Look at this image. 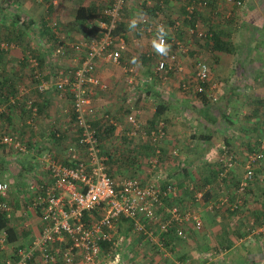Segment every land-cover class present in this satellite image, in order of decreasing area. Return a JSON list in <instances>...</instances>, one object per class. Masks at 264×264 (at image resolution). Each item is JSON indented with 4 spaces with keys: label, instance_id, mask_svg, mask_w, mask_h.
Returning <instances> with one entry per match:
<instances>
[{
    "label": "crops",
    "instance_id": "crops-1",
    "mask_svg": "<svg viewBox=\"0 0 264 264\" xmlns=\"http://www.w3.org/2000/svg\"><path fill=\"white\" fill-rule=\"evenodd\" d=\"M8 1L10 3H8L9 7L13 6L16 9V14L18 13L22 17V13L24 12V6L22 5L26 1ZM53 1H57L58 3L55 5ZM161 1H126L122 10L119 29L127 38L131 36L133 42L129 45L127 43V49L122 52L121 64H113L104 59L98 62V73L101 75L104 83L107 84V90H96L93 94V103L98 108L107 109L117 120L115 131L117 134L121 132L122 137L120 138L124 140V145L126 141L127 144H130L136 139L128 135L130 126L126 117L131 112L132 107L129 104V100L132 99L131 103L138 110V118L143 125L144 123L146 124L144 125L145 127L152 126L156 109L162 103L166 107V110L161 119L165 120L167 124V137L161 147L163 153L162 162L164 163L166 173L164 179L167 176L177 182L179 188L178 199L180 202L186 206L188 205L187 200L190 199L189 196L194 195L193 191H191L192 186L201 188L206 185H212L213 188L212 182L214 181L220 186V193L214 197L215 192L212 189V192L207 193L206 199L208 201L211 200L212 202L218 203L222 196L229 197L231 202L240 200V206L237 210H232L226 204L220 206L212 213L207 209L205 204L198 203L193 199L194 197L192 198L194 201L188 207L197 209L205 226L201 229L202 231L195 230L191 231V233L197 231L204 232L203 238L207 242L213 241L211 247L215 250L208 252L209 254H207L202 264H264V184L262 182L264 181V165L262 167L264 160L256 164V179L250 183L245 192L241 195H238L236 192L246 169L245 165V169L241 171V164H238V160L241 162L245 161L247 164L249 151L252 152L258 149L260 144L264 142V139L258 138L259 142L254 144L253 140L256 136L255 131L258 133V136L260 135L264 138V38L261 37L264 34V17H260V21H258L257 16H255L256 20L254 22L250 20L246 23L251 27L253 32L259 31L261 33L253 36L252 39H256L257 41H254V43L252 39L234 41L229 36L228 40L232 44L233 53L211 50V55L207 59L203 56H197L200 55V51H202L204 46L206 47V44L200 47L198 43H192L194 40L188 36L185 28H173L172 18L174 16L182 18L187 12L185 5L178 0H163L164 5L161 4ZM195 1H207L208 3L207 6L200 8L201 10L196 13V19L199 15L203 14L202 12L208 5L212 7V11L215 10L212 14H218L220 12L216 8V5L212 6V4H216L214 2L216 0ZM113 2L114 0H44L42 2L44 4L43 16L35 15V13L26 16V20H33L34 25L31 27L30 32L38 34L39 36L40 29L43 30L41 28L43 20L45 22L48 19H56L59 23L58 36L65 43L66 54L58 62L55 61V63L52 62L48 65L47 58L50 54V43L44 42V45L39 44V42L36 45L30 43L35 50L44 52V69L47 71L44 78L49 82V86L44 92V136L39 135L34 137V135H37V131H35L37 127L31 125V122L26 120L25 123H22L17 128L21 132L30 130L27 135L19 132L21 139L26 142V152H15L16 154L11 156L14 157L13 160L11 157H8V160L5 157H0L1 164H5V162H8L6 164L10 163L8 169L0 170V180H6L10 185L8 200L12 209L8 213V220L10 226L14 227L17 237L14 242L8 244L7 249L10 247H23L30 244L43 229L44 223L40 214L34 208L32 200L33 192L30 190V183L47 182L50 180L49 171L41 159L42 154H50L58 162L67 164L68 146L77 141V136L74 139L71 131H69L71 126L75 127L71 98L68 94L62 95L59 93L52 86V83L54 82L56 71L59 68L68 69L71 67L73 69L80 64L82 53L75 51L73 47L75 43H78L84 37L90 38L98 33V31L94 32L97 27L93 28V25H98V19L96 21L89 20L83 27L76 22L78 9L81 6H100L104 8ZM177 2L180 4V8L177 7ZM12 3L13 5H11ZM257 3V0H250L244 7H230L242 9L252 17L255 9L258 7ZM173 5H176V8ZM158 10L163 12L165 21L169 26L167 34L170 37L182 40L188 48L187 53H182L178 48L175 47V49H172L171 47L168 53L170 50H175V52L179 53V58L184 65L183 73H185V77L192 74L195 61L198 58H203L209 64L211 69L210 81L217 87L215 94L218 95V102L220 100L222 101L221 107L214 109V102L206 100L207 98L205 96H196L193 92L178 91L175 87L176 84L173 77L180 75L175 74L173 71L170 72V77L165 85H162L160 80L155 79V81L144 84L139 89L142 91V95L138 91L132 97L128 95L126 72L124 69L126 66L131 67L133 65L132 63L135 62L131 60L135 58L133 55H137L138 51L142 52L139 54V62H136V64L139 68L141 67L143 73H146L141 74L144 78L154 76L155 65L153 64L152 66L150 64L152 57H157L158 59L162 56L153 47V41L156 40V36L143 30L139 24L143 16L154 17ZM38 16H40L39 19H37ZM133 24H135L134 27H132ZM186 25L187 22L185 23V27ZM220 30L225 31L226 29L223 26L216 28V31ZM85 31L87 34H85ZM228 34L233 36L232 31ZM44 35H47L46 31H44ZM78 35L81 36L80 39H78ZM37 38L40 39L38 36ZM188 43L190 45H187ZM14 56L16 57V54ZM10 60L14 62L13 65L19 66L21 59L11 58ZM26 67L29 68L28 64ZM16 70H19L18 72L23 74L20 67ZM183 73L181 77H183ZM184 94H186L185 97H183ZM163 98L165 100H162ZM189 103H196L195 106L199 111L198 116L192 120L184 118V113L190 112L188 107L185 106L186 109L182 111L180 109L179 112L178 108L175 107L176 105H182V107L184 105L188 106L190 105ZM18 105V108H13L12 110L16 109L19 111L18 109L20 108L26 115H30L29 110L24 107L23 100L19 101ZM208 110L211 114H208ZM124 113L126 116L122 119ZM12 117L13 112L7 119L11 120ZM63 117L66 119H62ZM147 118H149V121L146 120ZM63 120L67 121L64 122ZM225 130H228L229 132L227 133L230 135L224 134L226 137L220 139L219 134ZM222 139L224 140L219 141ZM140 142L141 152L135 151L133 146H130V149L136 154L139 152L140 157L145 152L143 153L147 154L145 161H148L149 164L147 168L144 164L142 167H145L144 169L137 170V176L135 177L151 178L152 174L148 171L154 146L142 139H140ZM236 148L238 150L237 152L235 151ZM173 149H178V157L171 155ZM224 150H228L234 154L236 164L235 169L224 179L222 186L217 180L219 177L217 175L218 167L210 164V162H215L223 154ZM118 158V156L111 155L108 160V167L113 176H115L116 171L114 172V170L116 168L117 171L122 170V168L133 169L132 165L137 164L136 161L138 160V157L133 154L131 162L128 163L129 165H126L125 159L119 158L121 159L119 161L120 165H117L112 170V164L110 162L117 161ZM171 158L176 159L177 166L172 164V161H170ZM230 176L235 177L236 182L234 183V188L230 186L231 181L228 182ZM199 183H201V186H199ZM129 228L127 227L128 230ZM244 230H249L248 232L254 230L252 239L246 240L247 233ZM244 236L246 242L243 240ZM249 237L251 236L249 235ZM168 247L173 248L171 244H168ZM7 249L4 250L0 247V264L9 252ZM172 250H175V248ZM185 252L180 253L178 251L176 254H183L184 256L187 255L190 257L194 251L189 253L186 250ZM159 254L162 256L159 255L160 260L163 261L161 262L162 264H168V262L171 264V259L173 260L176 257L172 252L165 253L164 251H160ZM190 258L192 259L194 257L191 256ZM34 264H40V261L37 260Z\"/></svg>",
    "mask_w": 264,
    "mask_h": 264
},
{
    "label": "built area",
    "instance_id": "built-area-1",
    "mask_svg": "<svg viewBox=\"0 0 264 264\" xmlns=\"http://www.w3.org/2000/svg\"><path fill=\"white\" fill-rule=\"evenodd\" d=\"M44 2V0H36ZM127 0H114L102 9L97 20L98 33L82 38L73 46L76 52L82 53L80 64L73 69L59 68L56 71L52 86L62 95L68 94L72 101L74 125L77 129V141L68 146V163L58 162L50 154H42L43 164L49 171L50 180L30 183L33 192V205L44 223L41 233L30 244L20 247L8 246V232L0 229V247L9 251L1 264H124L126 247L132 241L131 235H139L157 245L160 251L171 252L166 242L169 239H186L191 231L201 230L204 221L197 209L180 202L179 188L175 180L165 178L162 162L163 142L167 137V124L160 119L151 127H145L138 118V110L131 104L127 114L130 126L128 135L139 137L150 145L154 151L150 157L149 171L151 178L113 176L109 167V156L102 149V134L107 127L117 126V120L107 109H99L93 103L95 91L107 90V84L98 73V62L106 60L121 64L122 52L127 49V38L123 32H117L122 10ZM186 7V14L175 17L173 28H185L190 38H199L205 44L211 36L209 31L200 28L196 13L207 6V1L178 0ZM225 6L244 7L250 0H220ZM56 5L58 2L53 1ZM163 4V0L161 1ZM47 26L55 34L50 46L48 65L55 63L66 54L64 41L58 36V21L48 19ZM187 25L185 27V23ZM140 27L150 32L156 39L161 27L166 32L165 42L172 49L182 53L188 48L182 40L167 34L169 26L163 12L156 11L154 17L143 16ZM44 45V43H43ZM46 46V45H45ZM16 48L14 43L0 40V50L9 51ZM31 75L36 79L38 91L44 93L49 82L45 80L44 67L38 57L31 51L24 53ZM128 95L133 96L144 84L160 80L165 85L170 72L180 76L179 89L205 96L211 102L218 100L216 85L210 81L211 69L203 59L195 61L192 74L185 77L184 65L179 53L170 50L156 60L154 76L144 78L132 67H125ZM183 73V77H181ZM5 105L0 106L3 112L6 105L16 106L23 100L31 113V121L38 116L39 109L34 96L29 90L18 86L15 96L10 95ZM138 138V139H139ZM139 139V140H140ZM0 143L17 153L26 152L27 146L17 135L3 133ZM171 155L179 156L178 149ZM233 153L224 150L217 158L220 174L218 182L223 186L224 179L234 169L236 161ZM264 160V142L258 149L249 152L246 169L236 190L241 195L250 183L256 179V164ZM212 185L201 188L193 187V199L206 205L214 213L220 206L228 204L232 210L239 209L240 200L231 202L229 197L222 196L219 202L206 199L212 192ZM10 185L0 180V216L7 214L12 207L8 200ZM128 223L131 235L121 232L122 225ZM121 232V233H120ZM254 230L250 233L253 234ZM251 236V235H250ZM249 237V236H248ZM107 245V246H106ZM172 245V244H171ZM170 246V245H169ZM174 264H198L192 259Z\"/></svg>",
    "mask_w": 264,
    "mask_h": 264
},
{
    "label": "rangeland",
    "instance_id": "rangeland-1",
    "mask_svg": "<svg viewBox=\"0 0 264 264\" xmlns=\"http://www.w3.org/2000/svg\"><path fill=\"white\" fill-rule=\"evenodd\" d=\"M10 1H13V0H10ZM25 1L26 2L23 3V5H22V6H24L23 7L24 12L22 13V15H23L22 17L25 20L27 18L26 16H28L29 14L35 13V15L37 14V15L43 16L44 4H42V2H37L36 0H32V1L25 0ZM257 1H258L257 4H258L259 8L257 7L254 11L253 16L250 17L246 11H244L242 9L232 8L230 6L227 7L223 3H221L219 0H216V1H214L216 4H212V6L216 5V8H218V10L220 12L218 14H212L215 10L212 11V7H210V5H208V7L206 9H204L203 12L201 11L203 14L199 15L197 18V20L199 21L200 28L204 31H214V30H216V28L223 26L226 29L225 31L227 33H231V31L233 32V36L230 34V37L233 38L234 41H246V39L247 40L252 39L253 36H257V33H259V34H261V33L259 31L253 32L251 27H249L246 23L250 20L254 22L256 20L255 16H257L258 21H260V17L261 18L264 17V0H257ZM8 3H9L8 0H0V27H2L3 24L8 23V21L12 20V18H14L15 14H16V12H15L16 9L13 6L9 7L10 3L9 4ZM11 5H13V3ZM176 5H177V7L180 8V4L178 2L176 3ZM176 5H173V7L176 8ZM39 17L40 16H38L37 19H39ZM170 17H172V16L170 15ZM174 18H175V16L172 18V20ZM218 21H221V22H218ZM252 32H253V35H252ZM39 34H40V36L38 34H33L32 32H30V30H28L26 33L25 42L26 43H32L33 45H36V43L38 44V42L41 45H43L44 42L50 43V45L53 44V40L50 39L48 37V35H44L43 30L40 29ZM5 35H6L5 32L0 34V38L4 39ZM37 36L40 37V39H38ZM77 37H78V39H80L81 36L78 35ZM261 37L264 38V34H262ZM186 38H188V37L186 36ZM192 40H194V42L192 41V43L196 42V43H198V46H200V47L206 44V43L203 44L201 39H199L197 37L193 38ZM252 41L254 43V41H257V40L252 39ZM132 42H133V40H131V36H129L127 38L128 45L131 44ZM187 45H190V43H188ZM13 49H15V50L12 52H7V54H5V58L8 59L7 61H9L11 58L22 59L21 58L23 56L22 51L18 48H13ZM40 49H42V48H40ZM137 53H138L137 55H133L135 58L131 59L132 61H135L132 63L133 65L131 67L134 68V70H136V71H138L140 69V71H138L139 75L146 74V73H143L141 67L139 68L136 64V62H139L138 61V58H140L139 54L142 52L138 51ZM15 54H16V57L14 56ZM210 55H211V49L209 47L204 46L202 51H200V55H197V56H199V57L203 56L204 58L208 59L210 57ZM6 59H4L5 62H6ZM156 60H157V57H154V58L152 57L150 64L152 66H153V64L155 65ZM133 66H135V67H133ZM16 68L19 69V66L17 65L14 68H11L10 65L7 64L6 68H5L6 74H8L10 76V78H15L17 80L18 86H22V87H25L26 89H28L31 96H34V99H35V102H37V105L38 104L43 105L44 104V94L39 95V93L37 92V89L35 88L36 85L34 83L35 81L31 75L29 68L28 67H24V68L20 67V70L23 72V74H21V73L19 75L17 74L15 77V75L12 73H14ZM69 69H71V67H69ZM186 73H188V72H186ZM173 78L175 79V84H176L175 87L178 89V91H180L179 86H178L180 79L177 78V76L173 77ZM138 92L141 93L142 91L138 90ZM141 95H142V93H141ZM185 96H186V94L183 95V97H185ZM162 100H165V99L163 98ZM191 100L193 101V99H191ZM189 104L190 105H188V106L184 105L182 107V105H179V106L176 105L175 107L178 108V112L180 111V109L182 111V110L186 109V107H188V109H190V112L184 113V118H186L188 120H192L193 118H196L198 116L199 111H198V108L195 106L196 103H194V104L189 103ZM213 104H214L213 106L215 107L214 109H217V107H221L222 101L220 100L218 102V100H217ZM24 107H26V109L28 110L27 105L25 103H24ZM69 108H70V105H69ZM99 109H101V108H99ZM18 110L19 111H17L15 109L13 111V117L11 120L7 119V117L4 119L0 117V136H2L3 133H9V134L17 135L20 137L21 134L19 132H21V131H19V129H17V128L20 127L22 125V123H25L26 120L30 121L31 122L30 124L35 125V127H37V129H38V130L35 129V131H37V135H34V137L39 136V135L44 136V108L41 111L39 110L38 116H36L34 121H31V116L28 115L29 116L28 117L24 112H22L20 110V108ZM124 116H126L125 113L122 115V119ZM138 117H139V113H138ZM62 119H66V118L63 117ZM148 119L149 118H147L146 120H148ZM63 121L66 122L67 120H63ZM140 122H141V120H140ZM225 122H227V120H225ZM123 123H125V122H123ZM221 123H222V121H221ZM30 124H26V125H30ZM144 125H146V124L144 123ZM219 126H222V125H219ZM146 128H147V126H146ZM73 129H74V131H73ZM29 131L30 130H25V131H22L21 133L24 135H27V134H29ZM69 131H71V134L73 135V138L75 139V136H77V130L75 129V127L71 126L69 128ZM227 132H229V131L225 130L224 132L219 134L220 139L222 137H226L225 135H230ZM254 133L256 134L255 139H253L254 144L256 142H259L258 138L264 139V138H262V136H260V135L258 136V133L256 131ZM120 137H122L121 132H120V134H117L116 131L113 133L108 132L107 134L106 133L102 134V139H101L102 140V149L109 157L111 155H114V156H118L119 158H124L126 165H129L128 163L131 162L133 154L136 155V157H138V160L136 161L137 164L132 165L133 169L122 168V170L117 171L116 166L120 165L119 161L121 160L119 158L117 161H111L110 163L112 164V170H113V168H116V170H114V172L116 171L115 177L124 178V177L137 176V170L140 171V170L144 169L145 167L146 168L148 167L149 162L145 161L147 154H143V153H145V152H143L141 154V157H140L139 152H138V154H136L133 150L130 149V146H133L135 151L141 152V142L137 137L130 144H127L126 143L127 141H126L125 145H124V140H122ZM223 140L224 139L219 140V141H223ZM256 140H258V141H256ZM24 143H26V142H24ZM218 148H217V150H218ZM234 149H235V147H234ZM235 151L236 152L238 151L237 148ZM13 154H16L14 150L7 148V146L6 147L4 145L2 146V144L0 145V157H5V159L8 160V157L13 156ZM13 158L14 157H11L12 160H13ZM170 161H172L173 165L177 166L176 159L171 158ZM6 163H8V162H5V164L0 163V168L2 170H6L10 166V163L9 164H6ZM144 164H145V167L142 168ZM207 164H209V163H207ZM210 164H212V165L214 164L215 166L218 167L217 160H215V162L214 161L210 162ZM238 164H241L240 168H241V171H243V169H245L244 167L246 165V162L245 161L241 162L238 160ZM263 165H264V162L262 164V167H263ZM234 169H235V167H234ZM230 181H231V184H230L231 188H234L235 187L234 183L236 182L235 177L230 176L228 178V182H230ZM262 182L264 184V181H262ZM212 183H213V191L215 192L213 196L215 197V195L217 196L220 193V190H219L220 186L215 181ZM212 183H210V184H212ZM199 186H201V183H199ZM189 197H190V199L187 200V204H188L187 206H189L191 204V202L194 201V200H192L193 196L190 195ZM194 205L197 207L196 204H194ZM128 225H129L128 223H124V225H122V228H121L122 233H125L127 231ZM201 231L192 232V233L188 234V237L186 239H176L175 241H171L169 243V244H172L173 248H175V250H172L173 248H171L170 249L171 252L176 255V257H174L173 260L171 259V261H170L171 264L176 263L175 261L185 262L191 256L194 257V258H192L193 261L197 262L198 264H202L203 261L205 260V258L207 257V254H209L208 252L215 251L211 247V244L213 243V241L207 242L203 238L204 232H201ZM244 231H245V233H247L246 234L247 239L245 238V236L243 237L244 242H246V240L248 241V240L252 239L253 234L248 232L249 230H247V231L244 230ZM129 233L131 235L130 230H128L125 234H129ZM205 235H206V233H205ZM249 235H251V237H248ZM131 237H132V241L126 247L124 264H162L161 262H163V261L160 260V256H161L159 254L160 251L158 250V247H157V245H155V243L153 244L152 242L147 241L144 237L139 236V235H131ZM136 240H138V241H136ZM186 250L189 253H191L192 251H194V252H193V254H191L190 257L187 255L184 256L183 254H181V255L178 253L176 254V252H178V251L180 253H183ZM185 253H187V252H185ZM168 264H169V262H168Z\"/></svg>",
    "mask_w": 264,
    "mask_h": 264
},
{
    "label": "trees",
    "instance_id": "trees-1",
    "mask_svg": "<svg viewBox=\"0 0 264 264\" xmlns=\"http://www.w3.org/2000/svg\"><path fill=\"white\" fill-rule=\"evenodd\" d=\"M102 8L103 7H100V6L99 7H96V6H93V7H82L81 6V7H79L78 12H77V16H76V22L83 27L84 25H86L89 22V20L96 21L99 17L100 12L102 11ZM47 23H48L47 20L45 22L43 20V22L41 24V28L43 29V34H44V31H46L48 37L52 40H55V34L51 31V29H49V27L47 26ZM33 25H34L33 20H25L23 17H21L20 14L17 13V14H15L14 18H12V20L8 21V23H5L2 25V27H0V34H2L4 32L6 33V35L4 36V39L0 38V40L6 41L8 43H14L16 45V48H18L22 51V54H23L22 59L21 60L18 59V60H20L19 67H22V68L27 66V60L25 58L24 52H27L29 50L31 51V53L35 57L39 58V60L41 61V65L44 66V52H42V51L40 52L39 50H35L34 48H32L30 43L25 42L26 33L28 30L31 29V27ZM94 27H97L94 32L98 31V26L93 25V28ZM117 32H120L119 28H118ZM209 33L211 34V36H209L207 38L206 47H209V48H211V50H214V51L218 50V51L233 53L232 44L228 40L230 35L226 31L214 30V31H209ZM85 34H87L86 31H85ZM14 50L15 49H11L9 51L0 50V106L5 105V103L9 100L8 97L10 95L15 96L17 94V91H18V85H17V83H15V81H17V80L15 78H10V76L8 74H6V70H5L7 64H9L11 68H14L15 66H17V65H13L14 62L12 60L7 61L8 59L5 58V54H7V52H12ZM4 59H6V62L4 61ZM16 69H15L14 73H12L15 75V77L17 74L18 75L20 74L18 72L19 70H16ZM33 79H34V81H35L34 83L36 85L37 81L34 77H33ZM37 92L39 93V95L44 94V93L38 91V89H37ZM206 100H208V99H206ZM35 104L37 105V102H35ZM18 107H19L18 104L16 106L6 105V107L4 108L5 110L3 112H0V117L3 119L6 117H10L11 112L14 111L12 109L18 108ZM37 107L41 111L44 108V104L43 105L38 104ZM165 110H166V107L162 103H160V105H158L156 112L154 114V119L152 122L153 124H155L157 121H159L163 117V115L165 114ZM207 112H208V114H211V112L209 110ZM29 116H31V113ZM114 131H115V126H110L104 130L103 134L104 133L107 134L108 132L113 133ZM0 170H2V169L0 168ZM219 174H220V170L218 169L217 175L219 176ZM8 219L9 218H8L7 214H5V213L1 214V216H0V229L4 228L7 230V232H8V243H11V242H14L17 237H16V231H15L14 227L10 226ZM172 240L173 239H169L166 242V244H169Z\"/></svg>",
    "mask_w": 264,
    "mask_h": 264
},
{
    "label": "clouds",
    "instance_id": "clouds-1",
    "mask_svg": "<svg viewBox=\"0 0 264 264\" xmlns=\"http://www.w3.org/2000/svg\"><path fill=\"white\" fill-rule=\"evenodd\" d=\"M134 26L135 24L132 25V27ZM165 35H166V32L163 29V27H161L158 31V38L153 41V47L155 51L161 55H167L170 49V45H168L164 40Z\"/></svg>",
    "mask_w": 264,
    "mask_h": 264
}]
</instances>
